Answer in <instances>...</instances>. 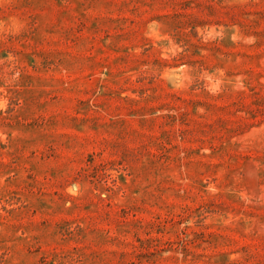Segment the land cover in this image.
I'll return each mask as SVG.
<instances>
[{
	"label": "rangeland",
	"instance_id": "374dc122",
	"mask_svg": "<svg viewBox=\"0 0 264 264\" xmlns=\"http://www.w3.org/2000/svg\"><path fill=\"white\" fill-rule=\"evenodd\" d=\"M0 264H264V0H0Z\"/></svg>",
	"mask_w": 264,
	"mask_h": 264
}]
</instances>
